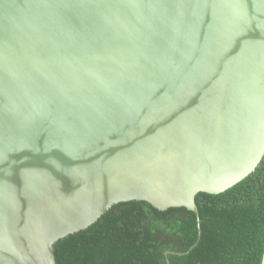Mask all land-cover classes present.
I'll return each mask as SVG.
<instances>
[{
	"label": "water",
	"instance_id": "water-1",
	"mask_svg": "<svg viewBox=\"0 0 264 264\" xmlns=\"http://www.w3.org/2000/svg\"><path fill=\"white\" fill-rule=\"evenodd\" d=\"M263 157L264 0H0V264Z\"/></svg>",
	"mask_w": 264,
	"mask_h": 264
},
{
	"label": "trees",
	"instance_id": "trees-1",
	"mask_svg": "<svg viewBox=\"0 0 264 264\" xmlns=\"http://www.w3.org/2000/svg\"><path fill=\"white\" fill-rule=\"evenodd\" d=\"M195 202L199 224L185 207L116 204L87 229L59 240L56 264H262L264 157L234 187L199 193Z\"/></svg>",
	"mask_w": 264,
	"mask_h": 264
}]
</instances>
